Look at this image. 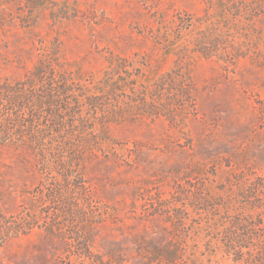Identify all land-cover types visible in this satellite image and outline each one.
<instances>
[{
    "label": "rangeland",
    "instance_id": "rangeland-1",
    "mask_svg": "<svg viewBox=\"0 0 264 264\" xmlns=\"http://www.w3.org/2000/svg\"><path fill=\"white\" fill-rule=\"evenodd\" d=\"M0 264H264V0H0Z\"/></svg>",
    "mask_w": 264,
    "mask_h": 264
}]
</instances>
